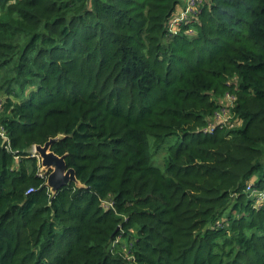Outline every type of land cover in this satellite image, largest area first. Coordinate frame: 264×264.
I'll return each mask as SVG.
<instances>
[{
    "label": "trees",
    "instance_id": "1",
    "mask_svg": "<svg viewBox=\"0 0 264 264\" xmlns=\"http://www.w3.org/2000/svg\"><path fill=\"white\" fill-rule=\"evenodd\" d=\"M185 3L0 0V264H264V0Z\"/></svg>",
    "mask_w": 264,
    "mask_h": 264
},
{
    "label": "built area",
    "instance_id": "2",
    "mask_svg": "<svg viewBox=\"0 0 264 264\" xmlns=\"http://www.w3.org/2000/svg\"><path fill=\"white\" fill-rule=\"evenodd\" d=\"M198 3H199V0H186L185 8L181 12V16L180 17L175 16L169 23V26H168L169 37H173V35L178 33L180 25L183 26V25H188L192 23L189 20V17L193 16L196 13L195 11L197 9ZM186 32L193 33L192 30L189 31L188 29ZM235 105H236V96L229 94V93L225 94V96L221 100L220 109L216 113H214L212 118L208 121V125L203 129V132L211 134L216 130V128H223L229 125V123L233 119V115H234L233 110L235 108ZM2 107H3V101L2 99H0V112L2 110ZM0 139L9 143L8 136L6 135L5 130L1 125H0ZM29 153L31 157H35L37 159L38 161L37 163L40 166L38 176L46 179L48 171L42 168L40 164V158L38 154L35 152L34 146L29 151ZM15 158L18 159L17 156H15ZM247 190L254 195L255 193H257L256 194L257 197L261 193L264 194V189L261 191H257L250 185L247 187ZM32 191L33 189H29L27 193H31ZM108 205H111V203H109ZM108 205H105V206L107 207Z\"/></svg>",
    "mask_w": 264,
    "mask_h": 264
},
{
    "label": "water",
    "instance_id": "3",
    "mask_svg": "<svg viewBox=\"0 0 264 264\" xmlns=\"http://www.w3.org/2000/svg\"><path fill=\"white\" fill-rule=\"evenodd\" d=\"M58 140L59 138L56 137L49 139L43 146H34V150L40 158L42 168L46 171L50 169L46 178V186L51 194H55L70 183H74L77 187L81 186L76 179L74 170L67 168L65 156L59 157L50 150L51 146ZM116 231H118V228Z\"/></svg>",
    "mask_w": 264,
    "mask_h": 264
},
{
    "label": "rangeland",
    "instance_id": "4",
    "mask_svg": "<svg viewBox=\"0 0 264 264\" xmlns=\"http://www.w3.org/2000/svg\"><path fill=\"white\" fill-rule=\"evenodd\" d=\"M194 35H195V34H194ZM0 99H1V98H0ZM162 155H163V153L160 152V153H158V154H156V155L154 156V158H155V162H154V164H155L158 168H160L161 170H163V167H162V166H159V165L161 164V158H162ZM157 164H158V165H157ZM48 171H50V169H49ZM252 195H254V194L250 193V196H252ZM258 199H259V200H258ZM258 199L256 200V203H255L256 206H259V205H261V204L264 203V194H263V193L259 194V195H258ZM260 201H261V203H260ZM120 243H121L120 238H117L115 241L112 242V244H111V249H112V250H115V248H116L117 246H119ZM120 245H121V244H120Z\"/></svg>",
    "mask_w": 264,
    "mask_h": 264
}]
</instances>
